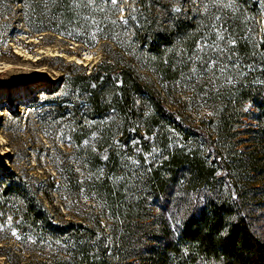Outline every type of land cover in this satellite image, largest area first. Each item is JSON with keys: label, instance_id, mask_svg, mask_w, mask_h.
<instances>
[{"label": "rangeland", "instance_id": "1", "mask_svg": "<svg viewBox=\"0 0 264 264\" xmlns=\"http://www.w3.org/2000/svg\"><path fill=\"white\" fill-rule=\"evenodd\" d=\"M100 5L104 28L94 32L98 37L79 35L77 42L51 33L27 38L20 22L0 24V150L7 152L0 154V171L20 175L52 224L69 225L72 237L56 241L66 252L45 246L25 259L61 264L83 239L89 249L101 240L111 250L125 238H156L152 245L158 247L219 197L241 201L264 241L260 111L252 101L235 100L242 88L260 84L252 70L258 60L240 58L236 41L249 43L253 17L258 37L264 35V0ZM134 28L150 37V47L137 45ZM107 63L114 75L132 68L149 97L137 101V119L124 122L126 129L112 111L84 121L78 144L71 117L85 111L63 102L71 98L68 81ZM51 83L57 92L49 91ZM224 110L233 118L220 125ZM9 225L7 219L4 227ZM130 252L146 256L140 245ZM128 262L145 264L139 258ZM0 264H6L3 258Z\"/></svg>", "mask_w": 264, "mask_h": 264}, {"label": "trees", "instance_id": "2", "mask_svg": "<svg viewBox=\"0 0 264 264\" xmlns=\"http://www.w3.org/2000/svg\"><path fill=\"white\" fill-rule=\"evenodd\" d=\"M100 2L101 0H0V24L9 28L14 22H20L27 38L51 33L55 36L65 35L70 41L77 42L79 35L98 37L94 32L104 28L105 14ZM252 7L253 11L257 10L255 3ZM253 19L255 32L249 36V43L236 41L237 54L240 58L254 56V60H258L252 70L260 84L242 88L235 100L238 105L247 101L256 104L264 134V63H261L264 57V35L258 37L257 20ZM116 21L120 27L123 26L118 19ZM135 30L137 45L150 47V37L141 34L142 30ZM109 40L112 39L108 38ZM109 42L114 44L113 41ZM89 45L95 46V43ZM249 46L255 51L244 49ZM257 46L260 50L256 51ZM109 69L108 63L100 64L87 75L78 74L68 81L71 98L63 102L76 109L81 106L85 111L82 115L76 111L71 117L77 121L73 139L78 144L81 143L84 132L78 126H82L84 121L102 119L104 114L112 111L123 121L126 129L124 122L132 120L134 123L137 119V101L142 97H149V91L143 87L132 68L126 67L121 75H114ZM59 83H63V79ZM58 88L57 84L51 83L49 91L57 92ZM59 109L64 110L62 107ZM231 118L233 117L228 115V111L224 110L219 117L220 125H226ZM171 126L179 130L176 123H171ZM194 165L203 169L199 161H195ZM199 177L197 174L196 179ZM245 214L241 201L219 197L208 202L196 215H190L183 222L178 237L168 243L157 242L159 246L154 247L152 242L156 238L147 243L141 238L135 241L125 238L114 242V247L110 250L101 240L89 249L88 243L83 239L74 255L64 253L67 259L61 264H132L128 261L133 258H139L145 264H264V241L254 234ZM7 219L10 225L4 227ZM69 230V225L63 228L52 224L36 197L29 194V186L20 175L8 169L0 171V258L6 264H47L32 263V259H25V255L30 256L45 246L66 252L56 241L62 236L72 238ZM25 233H30L33 238L26 241L23 237ZM133 244L140 245L146 256L131 253ZM72 256L80 258L75 260Z\"/></svg>", "mask_w": 264, "mask_h": 264}, {"label": "bare ground", "instance_id": "3", "mask_svg": "<svg viewBox=\"0 0 264 264\" xmlns=\"http://www.w3.org/2000/svg\"><path fill=\"white\" fill-rule=\"evenodd\" d=\"M53 81H56V79H54ZM0 154L4 156V155H7V152H6V150L2 149V150H0Z\"/></svg>", "mask_w": 264, "mask_h": 264}, {"label": "snow or ice", "instance_id": "4", "mask_svg": "<svg viewBox=\"0 0 264 264\" xmlns=\"http://www.w3.org/2000/svg\"><path fill=\"white\" fill-rule=\"evenodd\" d=\"M113 2H115V0H113Z\"/></svg>", "mask_w": 264, "mask_h": 264}]
</instances>
